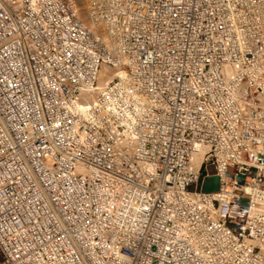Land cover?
<instances>
[{
	"label": "built area",
	"instance_id": "2783aa9c",
	"mask_svg": "<svg viewBox=\"0 0 264 264\" xmlns=\"http://www.w3.org/2000/svg\"><path fill=\"white\" fill-rule=\"evenodd\" d=\"M263 263L264 0H0V264Z\"/></svg>",
	"mask_w": 264,
	"mask_h": 264
},
{
	"label": "water",
	"instance_id": "95a60500",
	"mask_svg": "<svg viewBox=\"0 0 264 264\" xmlns=\"http://www.w3.org/2000/svg\"><path fill=\"white\" fill-rule=\"evenodd\" d=\"M219 188V180L217 177H210L204 182L203 191L204 192H214Z\"/></svg>",
	"mask_w": 264,
	"mask_h": 264
},
{
	"label": "bare ground",
	"instance_id": "6f19581e",
	"mask_svg": "<svg viewBox=\"0 0 264 264\" xmlns=\"http://www.w3.org/2000/svg\"><path fill=\"white\" fill-rule=\"evenodd\" d=\"M264 264V263H263Z\"/></svg>",
	"mask_w": 264,
	"mask_h": 264
}]
</instances>
